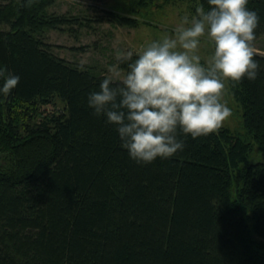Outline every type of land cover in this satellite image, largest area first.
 <instances>
[{"label":"trees","instance_id":"trees-1","mask_svg":"<svg viewBox=\"0 0 264 264\" xmlns=\"http://www.w3.org/2000/svg\"><path fill=\"white\" fill-rule=\"evenodd\" d=\"M55 2L0 0V70L20 76L0 94V264H264V53L255 50V80L229 79L259 160H250L253 142L221 124L184 137L171 157L138 163L87 104L106 74L44 38L75 24L135 28L138 19L49 12ZM247 7L260 15L255 46L264 0ZM129 62L119 57L118 68Z\"/></svg>","mask_w":264,"mask_h":264},{"label":"clouds","instance_id":"clouds-1","mask_svg":"<svg viewBox=\"0 0 264 264\" xmlns=\"http://www.w3.org/2000/svg\"><path fill=\"white\" fill-rule=\"evenodd\" d=\"M207 2V10L197 6L195 14L184 15L173 35L153 39L135 53L118 51V57L130 61L127 70L121 74L111 66L98 90L87 94L88 106L114 126L121 146L138 163L171 157L184 149V137L216 130L232 112L222 100L225 80L259 75L253 43L258 11L247 7L249 0ZM202 38L213 45L203 63L198 54ZM0 75V94H8L20 76L2 70Z\"/></svg>","mask_w":264,"mask_h":264},{"label":"rangeland","instance_id":"rangeland-1","mask_svg":"<svg viewBox=\"0 0 264 264\" xmlns=\"http://www.w3.org/2000/svg\"><path fill=\"white\" fill-rule=\"evenodd\" d=\"M197 6L199 4L196 2L171 0H104L102 2L56 0L48 8L49 12L93 18L101 14L102 9H115L135 16L139 25L134 28L114 26L108 22H94L91 27L75 24L64 29L47 30L44 38L52 43L57 55L107 75L111 66L118 67V51L132 49L138 52L153 39L161 38L163 35H173L174 29L182 22V17L195 14ZM254 47L256 51L264 53V35L258 39ZM212 51V43L202 38L198 48L202 63L209 59ZM120 73L122 74L123 71L120 70ZM112 75L114 79H119L117 73ZM222 100L232 109L231 114L222 124L253 142L254 149L250 160L252 162L259 160L261 155L258 145L244 127L242 108L232 93L229 79L225 80Z\"/></svg>","mask_w":264,"mask_h":264}]
</instances>
